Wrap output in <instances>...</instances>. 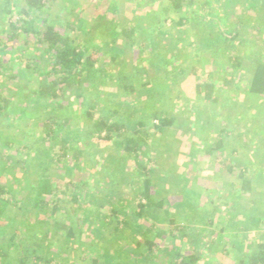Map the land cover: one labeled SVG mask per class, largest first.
Returning <instances> with one entry per match:
<instances>
[{"label":"trees","instance_id":"1","mask_svg":"<svg viewBox=\"0 0 264 264\" xmlns=\"http://www.w3.org/2000/svg\"><path fill=\"white\" fill-rule=\"evenodd\" d=\"M193 1L160 0L157 5L151 0L146 12L136 15L138 21L133 25L126 27L119 22L114 24L106 22L105 24L110 27L111 39L103 36L104 41L98 42L90 33L86 22L83 23L85 17L80 16V11L75 13V19L70 21L60 19L56 22L52 19L53 5L57 0H21L18 4L15 0H0V55L11 53L13 50L20 51L5 64L2 62L0 64V67L3 66L0 68V78H2L0 79V118L9 117V110L14 112V117L23 112L30 114L27 109L29 104L26 105L23 99L26 100L29 94H34L36 99L46 98L48 100L46 103L48 111L39 117V119L42 118L41 129L45 134L44 138L53 141L62 130H66L65 137L67 132L72 136L69 137L72 141L62 143L57 148L51 143L53 147L46 145L42 148L43 153L50 154L49 163L55 166L53 169L46 171L45 168H39L36 172L25 175L23 172L15 171L9 173V160H14L16 164H25L29 154L34 149L38 150L32 146L35 144L34 138L28 140V136L34 133L28 128L31 122L27 121L22 127L17 126L20 131H17L18 134L16 131L10 133L4 129L0 130V264H76L65 260L68 259V255L47 256L44 252L50 245L44 242L46 235L34 236L36 232L33 229L32 220L35 221L42 209L49 208V203H52L49 210L51 216H54L59 209L58 198L54 197V194L59 191L60 184H64L65 189L68 187L70 201L75 204L69 210L67 218H74L76 214L77 219H84V222H80L86 225L88 212H93L98 206L106 205L110 210L109 215H118L119 205L123 202L118 198L119 178L129 175L132 179H139L140 183L142 182V190L138 195L140 199L138 198L133 213L134 220L142 216L143 209L152 205L151 192L155 183L151 176L152 170L147 169L141 163L139 155L144 154L143 149L151 138L171 130L179 117L184 119L187 116L191 119L196 118L200 114L199 111L215 112V118L219 121L218 125L222 126L220 129L227 131L230 136V130L223 126H226L232 118L228 115L229 111L225 112V110H239L243 107L248 109L247 113L253 120L250 126L262 128L264 125V54L261 53L264 51V10L262 9L264 0L247 1L251 10L255 11V15L251 21L246 23L245 28L249 29L252 26L260 40L251 38L244 42L241 41L242 47H239L241 43L237 46L235 44L236 31L227 30L224 25L225 29L219 32L222 23L228 22L225 20L227 16L222 14L224 11L217 16V21L210 25L207 17L202 13L190 11ZM229 1L226 0V4L230 5ZM210 4V0L202 2L203 8ZM54 14V18L58 19V14ZM139 34H143L148 47L152 50L148 56V64L151 65L153 73L149 76L145 68L135 71L131 69L125 73L124 70L127 68L125 65L119 69L123 73L105 71L100 65L104 53L109 52L110 60L115 64L118 62V51L115 47L117 38L122 36L124 44L129 43L133 46ZM180 38H185L186 42L188 40L185 46L186 55L183 56L181 51L177 53L180 57L175 58L174 52L178 48L176 46ZM219 38L228 42L229 62L223 61L221 48H218L214 42ZM33 49L39 51L37 57L26 58L23 63L24 53H29ZM233 51H237L238 54L234 56ZM45 60L47 63L44 62ZM246 60L250 61L248 65ZM38 65L42 67L39 76L32 80L26 78V72H34ZM204 65L211 67L202 80L196 84L197 98L185 97L183 99L180 88L182 76L198 73L196 77L200 79L205 72ZM115 66H118V63ZM228 68L246 70V91L244 93H247L246 97L250 96L251 102L248 99L242 101L228 99L236 94L232 92L226 94L219 84L216 85L212 74L214 72L225 74ZM3 76H8L9 81H5ZM111 79L115 80L114 87L107 85V80L111 81ZM22 84L28 85V92L22 96V101L14 100L18 87H22ZM73 98L74 100L70 103L68 100ZM98 99L104 102L105 106L98 104ZM72 103L75 105L71 114L65 113L66 104L71 105ZM120 103L123 108L119 107ZM42 115H45V119ZM64 124L69 125L65 128ZM147 125H150L152 129H149ZM245 130L246 128L241 129L240 133ZM247 130H250L249 126ZM25 131L26 134L22 135ZM240 133H236L238 138ZM263 135V133L260 134V136ZM224 144V138L219 137L209 148L203 149V153L206 155L217 151L223 148ZM97 146L105 148L107 154L103 157L97 156ZM38 151L40 152L41 149ZM38 151L36 154H39ZM13 152L15 154L21 152L22 157L12 155ZM68 160L70 171H73L77 177L66 180L60 178L56 181L63 168V165H58L63 162L64 165H68L66 163ZM217 160L216 155L210 160V167L213 168ZM131 162L132 166L128 165ZM199 164L204 165L205 159L199 161ZM241 165L237 161L228 164L218 162L212 172L217 182L222 172L230 176L235 175L234 183L220 180L223 184L227 182V188L236 192V196L252 190L253 180L246 176L247 168L239 167ZM72 166L75 169L72 170ZM91 191L96 196H100L99 200L102 204L92 203L89 208H79L78 201L81 198L83 202L88 199L92 200L89 197ZM204 191V197L207 199L206 205L207 207L211 205L209 215L202 217V212L197 208L195 209L197 216L193 220L199 225L202 223L207 226L218 221L214 217L217 207H213L212 205L215 204L211 203L218 197L210 188L205 187ZM253 197L259 206L262 204L263 209H260L257 214L248 216V220L257 228L252 232L258 233L262 240L257 241L252 251L240 257L236 264H264V193ZM226 198L233 200L235 195L231 197L230 194L223 195L221 200L224 204ZM163 202L164 199L161 198L154 205L161 209ZM227 203L230 205V201ZM15 209L18 210L20 216L15 217ZM78 209L82 212L79 213ZM184 211L190 215L189 211L186 209ZM175 219L171 217L166 222L169 236L182 239L190 236L193 240H199V233H186V230L194 225L193 223L179 221L177 223ZM56 223L63 225L59 221ZM70 223L73 224V221ZM71 224L66 226L61 246L68 253L72 249V260L78 262L77 264H120L117 259L121 257L124 260L122 264H160L158 260L161 259L165 260L164 264H202L197 252H188L189 250L186 249L173 253L169 248H158L157 250L156 244L151 239L153 234H145L141 239L136 240L135 248L143 246V253L139 252L140 254L137 255L138 251L134 249L136 252L133 253V251L131 254L132 245L125 244L124 249L116 250L119 256L117 259L108 260L104 254L102 255L101 252L99 254L97 235L92 236L91 240L89 238L90 241H86L84 237L77 234L78 230H75L74 225ZM120 224L121 222L116 220L112 225V232L119 230ZM48 226L41 233H54V227L58 230L62 228L53 224ZM203 229L202 227L200 232ZM224 229L225 226H222L220 232ZM260 230L263 233H260ZM21 233H27V236L23 237ZM223 242L220 250L214 249L215 241H203L205 247L208 248L205 250H209V254L219 255L221 263L217 264H224L223 258L228 259L231 254L229 252L231 250L227 249L226 241ZM82 246L91 249L90 257L87 254L82 255L79 250ZM7 248L12 249L11 257L8 255ZM38 250H43V254H40ZM153 259L157 263L153 262Z\"/></svg>","mask_w":264,"mask_h":264},{"label":"rangeland","instance_id":"2","mask_svg":"<svg viewBox=\"0 0 264 264\" xmlns=\"http://www.w3.org/2000/svg\"><path fill=\"white\" fill-rule=\"evenodd\" d=\"M150 1L151 0H57V2L53 5L52 19H54V21L56 20V22L60 19L61 21H64V19L70 21L71 19H75L74 14L80 11V16L85 17L83 23L86 22L89 27V31L94 35L95 40L103 42V36H106L107 39H111V35L109 34L110 27L105 24L106 22H109V24L119 22L126 27L133 25L138 21L136 15L145 13L148 8L147 5ZM159 1L160 0H153L154 4L159 3ZM203 1L204 0H194L190 7V11L202 13L203 16L207 17L206 19H208V24L210 25L213 24L214 21L216 22L217 16L221 15L224 11L222 14L227 16V19L225 20L228 22L222 23L219 32H222L223 29H225L224 25H226L227 30L232 32L236 31V46L238 43H241V41L244 42L251 38H257L258 41L260 40L252 26L249 27V29L245 28L246 23L251 21L255 15V11L251 10L248 6V0H230V5L226 4V0H210L211 4L210 6L207 5L206 8H203L204 6H202ZM20 2L21 0H15L16 4ZM77 6L78 8H76ZM219 9L221 11H219ZM262 9L264 10V5ZM215 10H217L216 13ZM54 13L58 14V19L54 18ZM122 40L123 37L119 36L115 42V47H117L116 51H118L119 57L117 62L118 66H115L117 63L115 64L112 60H110L109 52L104 53L101 57L102 60L100 61V65L105 71H112L114 73H123V71L119 70L122 65L127 67L124 70L125 73L131 69L135 71L139 68H145V70H147V74L150 76L153 71L151 65L148 64V56L151 54L152 50L148 47V42L146 41V38L143 37V34L136 36L135 45L133 46L129 43L124 44V41ZM187 42L185 38H180L179 43L176 46L178 48L174 52V54H176L175 58L180 57L177 53L181 51L183 52V56L186 55L185 46ZM214 42L218 48H221V58L223 61L229 62L228 50H230V48L228 42L222 41L220 38L219 40H214ZM242 46V43L239 44V47ZM19 52V50H13L11 53L0 55V64L1 62L5 64V62H8L11 57L14 58L16 53L18 54ZM38 52L39 51L37 49H33L29 53H24L25 55H22V62L24 63V59L26 58L33 56L37 57ZM232 54L235 56L238 52L233 51ZM261 54H264V51ZM123 61L125 64L122 63ZM44 62H46V60ZM245 62L247 65L250 63L249 60H246ZM2 67L3 66L1 65L0 68ZM203 67L205 72L200 76V79L196 77L198 73H196V75L191 74L182 76L180 80V88L182 90L181 97H184L183 99H185V97L197 98L196 84L208 73L211 66L204 65ZM41 69L42 67L38 65L34 72L27 71L26 78L31 80L32 78H36L39 76V71ZM243 69L239 68L238 70H234L232 68H228L225 70V74H223V72H214L212 74V78L215 80L216 85L219 84L221 86L223 92L225 91L226 94L227 92L236 94L233 97L230 95L231 97L228 99H239L240 101L248 99L251 102L250 96L248 95L249 97H246L247 93H244V91H246L245 80L247 78V72ZM3 77L5 81H9L7 78L8 76ZM19 77H17V79ZM36 83H38V81H36ZM114 83V79H111V81L107 80L108 86L114 87ZM28 89L29 87L26 84H22V87H18L17 95L14 97V100L22 101V96L28 92ZM73 100L74 98L68 101L71 103ZM99 100L100 99H98L99 103H97H101L105 106L104 102ZM47 101L48 100L46 98L36 99L34 94H29L28 97H26V100L23 99V102H25L26 105L29 104L27 109L30 114L23 112V114L21 113L14 117V112L9 110V117L0 118V130L4 129L10 133L16 131L17 134V131H19L17 129L18 127H22V125L27 121L31 122L28 128L34 133L28 136V140H32L34 138L35 144L32 146L34 148H38V150L41 149L40 152L37 150L39 154H36L37 151L33 148L35 152L33 151L29 154V158H27V162L25 164H16L14 160L10 159L9 173L15 171L23 172L25 175H30L31 173L36 172L39 168H45L46 171L53 169L55 166H51L52 164L49 163L50 154H47L46 152L43 153L44 149L42 148L46 145L51 146L50 143L55 145V148H57L59 145H62V143L72 141L69 139V137H72L68 134L69 132H67V136L65 137L66 130L59 132V135H57L56 139L53 141H48V138H44L45 134L41 129L42 118L39 119V117H41L42 113L45 114L48 111L49 108L46 106ZM253 103L256 104V102ZM74 105L75 103H72L71 105L66 104L64 112H69V114H71V110L74 109ZM117 105L119 104L117 103ZM119 107L123 108L121 103ZM247 110L248 109H244L243 107L239 108V110H225V112L229 111L228 115L232 118L226 126H223L230 130V136H228L229 133L227 131L220 129L222 126L218 125L219 121L215 118V112L210 113L206 111H199L200 114L196 118L194 117L188 119L186 116V118L183 119L182 117H179L176 125L173 126L171 130L164 132V134H158L157 136H154L153 139L151 138L145 149H143L144 154L139 155V159L147 169L152 170L151 176L153 182L155 183L154 189L151 192L152 205L144 208L143 215L135 218V220L133 213L136 209L139 192L142 190V182L140 183L139 179L134 180L129 175L119 178L120 188L118 189H120V191L118 193V198L122 199L123 202L119 205L118 215H109L110 210L106 205L102 207L98 206V208L93 210V212H88L86 219V221H88V225L87 223L86 225L82 224L80 221H83L84 219H77L78 216L76 214L73 216L74 218H67L69 210L75 204L73 201H70L71 199L69 196L70 194L68 193V187L65 189L64 184H60L59 191L54 194V197L58 198L59 204V209L55 212V215L51 216L49 210L51 209L52 203H49V208L45 207V209H42L35 221L32 220V222H34L33 229L36 232L34 233V236L41 237L42 235H46V240L44 242L50 245L48 246V250L44 253L47 256H55L58 254L62 256L68 255V259L65 260L70 262L72 261L71 263H78L76 261L73 262L72 260V249L69 250L68 253L66 250L64 251L61 246V241L63 240L66 232V226L70 225V222L73 221V224L71 225H74L75 230H78L76 231L77 234L84 237V240L87 241L89 238L91 240L92 236L97 235L96 241L98 242L97 247L99 248V254L101 252V254H104L105 258L108 260L117 259L119 256L117 255L116 250L124 249L125 244L129 246L132 245L131 248H133V250H131V254L136 252L134 249H137V255L139 252L143 253V246L135 248L136 240L141 239L145 234H153L151 239L156 244L155 248H157V250L158 248H169V250L173 253L177 250L184 251L186 249L189 250L188 252H197L200 255V262L202 264L221 263L219 255L209 254V250H205L206 245L203 241H215L216 245L214 246L215 248H213L220 250L223 247V241H226V245L228 246L227 249L231 250L229 251L231 254L228 259L225 257L223 258V263L236 264L240 257L252 251L254 248L253 245L257 241L262 240L261 236H258V233L256 234L252 232L257 228H255L254 225H251L252 223H249L248 216L257 214L260 209H263L262 204L259 206L253 196L259 193H264V171H261L264 170V135L260 136V134H264V125H262V128L258 126H250L251 123H253V120L247 113ZM42 116L44 117L45 115ZM72 117L73 116H71V118ZM228 118L231 119L229 116ZM68 125L69 124H67V126L65 125V128L68 127ZM13 126H15L16 129L13 128ZM248 126L250 127V130H247ZM148 127L149 129H152L150 125ZM244 128H246V130L240 133L241 129ZM238 132L240 133L239 138L236 135ZM25 134L26 131L22 135ZM219 137L224 138V147L204 155L203 149L209 148V146L213 144V141H216ZM54 141L55 143H53ZM53 145L51 147H53ZM97 147V156L103 157V155L107 154V150H105V148L102 149L99 146ZM12 155L22 157L21 152L19 154H15V152H13ZM216 155L218 158L216 164L218 162H226L228 164L230 162L237 161L242 164L239 167L244 166L247 168L246 176L253 180L252 190L250 192L241 196H236V192L227 188V182H225V184L221 182V180H225L234 183L233 179L235 178V175L230 176L226 172L221 173V180L219 179V182L215 181L212 176V172L213 169L215 170L216 164H214L215 166L213 168L210 167V160H212ZM204 159L206 164H204L205 166L199 164V161H203ZM63 163L58 165H63V168L61 169V174L57 177L56 181L60 178L64 180L72 177L76 178V174H74L73 171H70V161L68 160L66 162L68 165H64ZM128 165L132 166V162L130 164L128 163ZM49 166L51 167L49 168ZM20 167L22 169L21 171ZM66 169L68 171H66ZM71 169L73 170L75 167L72 166ZM205 187L214 190L215 196L218 197L211 202L212 204H215L212 205L213 207H217L214 212V217L218 221L208 224L207 226L202 223L199 225L193 220L196 219L197 213L195 214V209L197 208H199L200 212H202V217L209 215L208 211L209 207L211 208V205L209 204V207L206 205L207 199L204 197ZM252 191H254V193ZM229 194L230 197L231 195H235V198H233V200L226 198V203L224 204L221 197ZM89 197L92 200L88 199L83 202L81 198L78 201L79 208H89L92 203L102 204L101 200H99L100 196H96V194L92 191L89 193ZM87 198L88 196L86 199ZM161 198L164 199L163 206L161 209H158L154 203ZM228 201H230V205L227 203ZM232 202L233 207L231 205ZM217 203L218 205H216ZM185 209L189 211L190 215L184 211ZM231 209H233V211ZM15 210L14 214L16 217L19 213L17 209ZM78 210L79 213L82 212L81 209ZM221 215L224 216L222 217ZM171 217L176 218L175 220H177V223H193L194 225L187 229L186 233H199V240H193L190 236H187L184 239L169 236L167 234L168 229L166 228V222L168 218ZM116 220L121 222L120 228L119 230L112 232L111 228ZM58 221L59 223L62 222L63 225L56 223ZM46 222L47 224H45ZM50 224L58 225L62 228L58 230L54 227V233H41L45 231ZM222 226H225V229L223 232H220ZM202 227L204 229L200 232ZM259 232L263 233L262 230ZM21 236L26 237L27 233H21ZM79 250L82 255L87 254L88 257L91 256V249L88 247L82 246ZM7 252L11 257L12 249L7 248ZM38 252L43 254V250H38ZM117 260L120 264L124 263L122 257ZM12 261L14 262L13 258ZM153 262H155V260ZM158 262L160 264H164L165 260L161 259L160 261L158 260Z\"/></svg>","mask_w":264,"mask_h":264}]
</instances>
